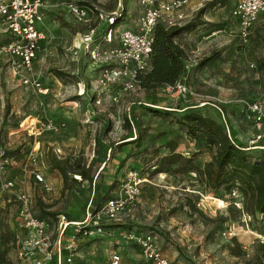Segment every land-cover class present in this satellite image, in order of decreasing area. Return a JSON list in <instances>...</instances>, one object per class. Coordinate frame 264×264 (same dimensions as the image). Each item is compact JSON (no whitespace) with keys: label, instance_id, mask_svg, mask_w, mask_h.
<instances>
[{"label":"rangeland","instance_id":"obj_1","mask_svg":"<svg viewBox=\"0 0 264 264\" xmlns=\"http://www.w3.org/2000/svg\"><path fill=\"white\" fill-rule=\"evenodd\" d=\"M65 1L44 0L47 39L35 73L49 89L47 95L39 97L0 64V148L9 160L0 175V264H33L21 255L27 236L19 226L20 192L30 196L34 213L48 220L49 232L58 240L60 214L81 222L91 200L96 207L115 196L130 169L145 179L136 203L120 220L105 222L107 234L81 236L74 264H110L114 254L121 256L120 264H154L137 245L122 240V231L152 234L172 264H264V215L251 211L241 185L235 197L225 184L210 185L200 173L155 172L158 155L169 152L165 144L173 138L179 139L176 151L195 156L201 169L212 160L213 152L203 142L179 130L176 118L188 108L217 121L224 115L245 146L264 134L239 110L240 100H264V14L244 39L232 13L235 0H192L182 23L191 29L177 40L188 54L187 74L180 82L189 93L139 87L117 104L107 99L95 105L98 71L84 62L80 49H70L87 28L63 11ZM98 1L126 15L128 22L116 29L137 23L144 10L142 0ZM4 30L0 25V43L10 38ZM149 94L157 97L155 105L146 102ZM152 109L170 112V118ZM35 118L39 126L48 120L66 125L35 133L27 128ZM87 168L90 178L75 176ZM36 173L44 180L38 181ZM7 181L13 185L5 187Z\"/></svg>","mask_w":264,"mask_h":264},{"label":"built area","instance_id":"obj_2","mask_svg":"<svg viewBox=\"0 0 264 264\" xmlns=\"http://www.w3.org/2000/svg\"><path fill=\"white\" fill-rule=\"evenodd\" d=\"M192 0H142L144 10L136 23V28L124 27L116 29V25L126 21L122 12L107 10L98 0L90 3L82 0H67L62 3L63 11L67 12L84 25L87 30L81 33L77 44L70 49H80L84 62L89 63L98 71L96 79L95 105L107 100L117 104L123 97L139 88V76L152 68L154 32L157 25L166 27L182 25L188 19L184 8ZM44 0H0V25L10 36L9 40L0 43V64L8 67L14 77L30 88L39 97L48 94L35 73V61L40 51L41 43L47 39L42 28L44 23ZM233 16L239 21L241 38L246 39L251 28L259 17L264 14V0H235ZM76 51V50H75ZM167 90L183 96L189 89L180 81ZM240 112L252 120L258 129L264 128V100H240ZM41 104H43L41 102ZM223 118L225 119L224 115ZM35 118L28 126L38 131H60L66 123L48 120L37 124ZM227 130L230 135L229 127ZM250 140V148H264L257 144L264 139V134ZM9 164L5 153L0 148V175ZM78 179L81 177L75 175ZM38 181L43 176L36 173ZM144 178L137 170L130 169L122 181L119 192L107 200L100 208L95 209L91 203L87 205L85 219L72 221L62 213L58 216V240L52 238L49 232V222L34 213L32 201L26 192L17 195L19 202V226L26 230V239L21 247V255L31 258L33 264H74L78 243L81 236L107 234L106 221H118L132 207L139 195ZM13 185L12 181L5 182V187ZM236 197L240 193L233 189ZM231 232H226V235ZM124 242L137 245L145 258L154 264H172L164 255L152 234H132L121 232ZM264 242V241H263ZM121 256L114 254L110 264H120Z\"/></svg>","mask_w":264,"mask_h":264},{"label":"trees","instance_id":"obj_3","mask_svg":"<svg viewBox=\"0 0 264 264\" xmlns=\"http://www.w3.org/2000/svg\"><path fill=\"white\" fill-rule=\"evenodd\" d=\"M190 29V24L170 27L157 25L154 32L152 68L139 76L140 88L146 91L165 89L175 85L186 76L188 54L177 40ZM210 59H205V62ZM56 75L63 77V73L57 70ZM146 100L153 105L158 102L153 94H149ZM152 111L170 118V112H160L156 109ZM183 112L185 113L182 116L176 118L179 130L189 139L203 142L213 152L212 160L201 169L195 163V156H186L176 151L179 139L173 138L165 144L169 150L168 153L158 155V149L155 148V154L159 156V164L155 172L200 173L204 175L208 184L213 186L225 184L227 186L225 189L229 192L241 185L245 195L250 198L251 211L264 215V148L250 149V146H245L238 141L235 132H232L230 128L229 135L227 130L229 126L224 118L217 121L195 108H188ZM126 121L127 127L129 122L127 119ZM259 145L264 146V139ZM88 169H82L75 175H79L81 180L88 179L90 178ZM66 174L64 173L65 176ZM110 198L108 196L103 198V201H100L94 208H100ZM90 203L93 206V199ZM47 214L54 215L50 212Z\"/></svg>","mask_w":264,"mask_h":264},{"label":"crops","instance_id":"obj_4","mask_svg":"<svg viewBox=\"0 0 264 264\" xmlns=\"http://www.w3.org/2000/svg\"><path fill=\"white\" fill-rule=\"evenodd\" d=\"M195 4L196 3H198L197 1H193ZM191 5V4H190ZM128 19H126V21H127ZM128 22V21H127ZM128 27H130V28H133V29H135L136 28V22H133V23H131V24H129V26ZM86 209H87V207H86Z\"/></svg>","mask_w":264,"mask_h":264}]
</instances>
